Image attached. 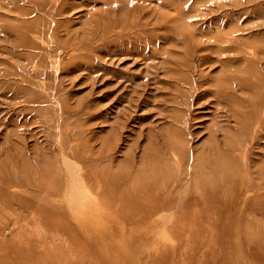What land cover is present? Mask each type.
Masks as SVG:
<instances>
[{"label": "rangeland", "instance_id": "obj_1", "mask_svg": "<svg viewBox=\"0 0 264 264\" xmlns=\"http://www.w3.org/2000/svg\"><path fill=\"white\" fill-rule=\"evenodd\" d=\"M0 174V264H264V0H0Z\"/></svg>", "mask_w": 264, "mask_h": 264}, {"label": "bare ground", "instance_id": "obj_2", "mask_svg": "<svg viewBox=\"0 0 264 264\" xmlns=\"http://www.w3.org/2000/svg\"><path fill=\"white\" fill-rule=\"evenodd\" d=\"M0 175H1V174H0ZM7 175H8V174H7ZM1 176H2V175H1ZM4 177H5V176H4ZM0 178H1V177H0ZM1 179H2V178H1ZM27 184H28V183L25 182V181H24V182H20L21 187H22V186H27ZM2 188H3V187H2ZM0 191H1V190H0ZM1 192H2V191H1ZM1 192H0V193H1ZM3 193H4V192H3ZM4 195H5V193H4ZM4 195H3V196H4ZM1 196H2V195H1ZM1 196H0V197H1ZM8 200H9V199H8ZM8 200H7V201H8ZM9 201H10V202H9ZM9 201H8V203H11V202H12V200H9Z\"/></svg>", "mask_w": 264, "mask_h": 264}]
</instances>
